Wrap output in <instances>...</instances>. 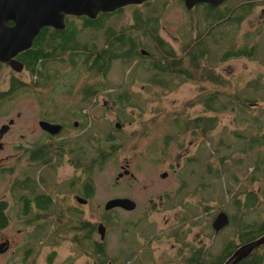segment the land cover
<instances>
[{
    "label": "rangeland",
    "instance_id": "obj_1",
    "mask_svg": "<svg viewBox=\"0 0 264 264\" xmlns=\"http://www.w3.org/2000/svg\"><path fill=\"white\" fill-rule=\"evenodd\" d=\"M242 1L244 0H239V3ZM151 3L152 6L145 7L146 10H149L152 16L158 15L157 21L160 24L161 34L176 50L181 48L183 41L188 39L189 36L195 38L198 33L208 31L209 26L201 7L188 10L184 0H153ZM256 3L257 6L254 11L250 15L244 16L240 21L239 32L236 37L239 42L252 40L253 43L258 44V49L254 60L235 58L222 64L218 63L217 70L226 79L220 89L225 92L239 90L248 96L259 94L260 91L251 83L255 79H261L264 87V0H256ZM229 7L234 9L237 6L231 4ZM135 9L137 8L124 7L122 14L113 17L114 23L121 25L123 22H132ZM78 25L81 28L80 38L82 40L85 42L95 40L98 46L105 44L103 33L105 28L101 29L99 33L92 31L90 28L82 27L80 20H78ZM209 40L211 54L217 57L223 50L228 37L226 36L224 40L212 34ZM63 57L70 60V54ZM138 62L136 57L128 61L117 56L108 72L98 74L87 70L85 60L80 59L78 62L80 74L77 79L74 78L75 76L70 78L69 75H65L66 73H73V65L59 61L50 62V68L48 69L51 74H49L50 87L55 86L59 90H71L72 93L60 92L53 95V91L51 93L48 88L41 90V88L35 87L32 80L22 86L21 89L24 91L18 95L17 99L7 105L6 115L0 117L1 124L7 122L11 117H16L18 112L22 113V117L17 120L12 131L5 138L6 147L0 153V165L5 169L17 168L21 165L24 147L29 140L36 138V135L30 132V124H34L31 122L39 115L37 106L40 102L43 103L42 105L57 103L66 107L76 105L110 107L114 103L113 98L107 94L109 90L112 89V93H116L120 86L130 83L134 91L133 99L137 105H129L123 109L127 114L123 135L126 134L128 139L138 143L141 142L142 138H150L152 142H158V144L161 143V138L169 132L173 136L178 135L179 138L172 142L164 158L174 160L175 163L177 161L181 162V159H179L180 153H185L186 150L187 155L196 157L187 167L184 164L182 169L183 181L187 186H190V195L183 200L184 205L176 199L173 201V204L180 206L178 211L161 208L159 196L164 192L174 191L182 185V181L176 178L169 169H166L169 174L165 179L160 176L164 169H160L154 175L136 171L135 178H125L117 183L116 176L121 167L115 166V163L125 158H136L140 150L121 152L117 156L109 157L104 168L95 169L94 177L97 189L93 200L95 221H98L103 214L104 206L98 207L100 202L122 195L135 196L141 202L142 209H144L143 213H146H144V216L150 215L152 221H158V231L162 230L167 224L176 225L187 222L185 230L189 235L190 243L195 246L205 245L206 254L204 257L206 261H210L214 256L220 255L227 242L234 245L240 243L241 235L238 226L240 223H261L264 221V142L255 144V147L247 145L251 135L260 128L259 125L254 123L255 117L260 118L261 129L264 131V114L259 112V109L264 107V102L259 101L258 105L249 104V108L245 107L241 111L232 109L217 113L219 117L218 125L211 133L210 138L206 135L203 138L201 135L196 137L191 135L189 131L183 136V133H177L176 128L172 130L169 122L177 118L183 123L184 118L201 114L203 107L199 104L191 105V102L204 88H211L203 87V83L183 82L182 78H178L175 80V84L165 89L154 87V90H151L148 85L144 90L142 85L145 83L144 78L147 75L141 68L136 73H132L135 70L133 66ZM11 72L13 73L11 68L0 69V85L2 87L6 88L7 85L8 88L9 78H6V76ZM23 73L26 74L27 72L23 71ZM23 73L18 74L21 79L26 78L21 76ZM55 74L56 77H54ZM60 79L67 82L66 85L60 87ZM98 79H105L107 84L99 83ZM93 84L102 86L104 92L100 93L97 99H88L84 97L81 89H85L84 86L89 89ZM206 85L211 86L209 83ZM36 90H41L43 93L39 95ZM17 92V90H14V93ZM51 94L52 96H48ZM105 100H109L108 104L104 102ZM115 106L114 111L117 112L119 106ZM100 114L106 115L104 111ZM111 119L114 123L119 121L116 119L115 114H111ZM221 138L231 148L229 150L230 154H228L223 146H220L223 154H228L223 158L218 156V151L215 150V145ZM179 145L184 147H181L178 152ZM210 163L212 164V170L216 169L218 164H221V167H219L220 173L215 174L213 172L214 175H211L212 173L209 172ZM199 180L204 184L205 189L197 184ZM224 189H230L231 194L225 192ZM3 193L4 187L0 184V196ZM249 195H254L257 199L256 204L253 206L247 205ZM151 199H153L152 204L150 203ZM150 207H155L156 210L153 208L149 212ZM220 211H226L238 228L235 225H228L216 234L212 223ZM115 212L117 216L115 215L113 218L116 222L111 223L110 231L111 229L114 230L109 236L111 250L108 253L110 258L119 252L121 244L119 239H121V234L124 232L125 221L133 219L141 223L140 219L138 220V215L134 212L124 213L121 210ZM19 228H23V225L18 223L17 218H13L9 229L13 230L15 241L20 243L15 245L16 264H21L18 259V246H21L23 242V234L18 233ZM132 236L138 242L144 240L142 237L138 238L132 232L128 238L130 239ZM133 237L131 240H135ZM0 239H2L1 236ZM97 239H99V234ZM70 242L67 240L62 241L59 254L63 261L71 253L72 243ZM164 248H167V246H164ZM194 251H198V249L195 248ZM11 252H13L12 248L8 253L0 254V264H5ZM50 252L51 250L46 248L42 251V254L48 256ZM160 253L161 250H158L155 256L158 257ZM39 264H46L43 258L40 259ZM73 264H87V259L79 257Z\"/></svg>",
    "mask_w": 264,
    "mask_h": 264
},
{
    "label": "flooded vegetation",
    "instance_id": "obj_2",
    "mask_svg": "<svg viewBox=\"0 0 264 264\" xmlns=\"http://www.w3.org/2000/svg\"><path fill=\"white\" fill-rule=\"evenodd\" d=\"M249 3V0H244L241 3L239 0H225L216 6L222 7L221 13L226 12V15L229 12L232 13L236 20L235 28L237 30L234 33L236 35L240 27V24L237 23L240 6ZM203 4L212 6L209 3H201L194 8H202ZM231 4H235L237 7L232 9L229 7ZM142 5L145 6V3L139 6ZM212 7L215 8V6ZM230 20L232 22V19ZM67 29H70V26L68 28L66 26L61 31L56 30V32L65 33ZM79 29L81 28L79 27ZM53 30L55 29L52 27L42 29L39 35L41 34L44 38L46 32V35L53 34ZM72 36L77 37V35ZM45 44H47L46 41ZM22 55H31V50L27 49L17 56V59L24 64L21 71H16L9 63L0 62V69L11 68L13 70V73L6 76L9 78L8 88L6 84V88L0 85V117L6 115L7 105L15 96L24 91L21 89L22 86L31 80L34 84H39L41 90L48 88L51 93L53 91V95L60 92L72 93L71 90H59L55 86L54 89L51 88L50 76L42 73L43 76L40 77L37 72L35 73V68L26 67L21 59ZM39 60L41 61H38L39 63L45 62V64L49 61L54 62L47 57ZM23 71L27 73L24 74ZM21 73H23L21 76L26 78L21 79L18 76ZM146 80L147 78H144L145 83L142 85L144 90L150 84ZM98 81L107 84L105 79H98ZM14 90L18 91L17 94H11L14 93ZM113 94L110 89L108 95ZM48 96H52V94ZM108 101L104 102L108 104ZM42 104L40 102L38 106L36 105L39 115L31 122L34 124H30V132L34 133L36 138L29 140L24 147L21 165L17 168L7 169L0 165V184L4 187V193L0 196V236L2 237L0 239V254L10 252L11 248L13 250L5 264H16L15 245L20 244L15 241L13 230L9 229L13 218H17L18 223L23 225V228L18 229V233L23 234L22 245L18 246V259L21 264H39L41 258L46 264H73L79 257H85L87 264H186V262L189 264L192 247L206 253L205 245L195 246L190 243L189 235L185 230L187 222L176 225L167 224L158 231V221H152L150 215L144 216L145 212L143 213L141 202L135 196L122 195L110 198H130L136 203L132 210L120 206L106 210V204L110 199L100 202L98 207L104 206L103 214L98 221H95L94 218L93 200L97 192L95 169L104 168L109 157L117 156L121 152L140 150L136 158H125L115 163V166L121 167L116 176L117 183L125 178H135L136 171L154 175L158 170L164 169L160 176L165 179L169 174L166 169H169L176 178L182 181V185L174 191H167L160 195V206L166 210L178 211L180 206L173 204V201L176 199L183 205L185 204L183 200L190 195V186H187L183 181L182 169L184 164L187 167L194 160V156L187 155L186 150L185 153H180L181 162L175 163L174 160L164 158L172 142L176 141L172 135L161 138L160 144L152 142L150 138H142L139 143L128 139L126 134L123 135L127 114L123 119L120 114V105H118L117 112L114 111L116 104L110 107L88 105L66 107L57 103ZM102 111L106 115H101ZM111 114H115L119 121L114 123ZM21 117L22 113L18 112L16 117H11L7 122L0 124V131L4 126L9 125L0 135V153L6 147V136ZM42 122L60 126V128L56 130L54 127L51 130L44 127ZM193 130L203 138L206 133V125L202 122L199 126L196 125ZM175 136L177 139L179 138L178 135ZM164 141L168 142L164 143ZM181 147L184 146L179 145L178 152ZM152 202L153 199L150 200L151 204ZM153 208L156 210L155 207ZM153 208L150 207L149 212ZM116 210H121L124 213H136L141 223L133 219L125 221L124 232L119 239L121 242L119 252L110 258L108 253L111 250L109 236L114 230L110 231V227L111 223L116 222L113 218V216H117ZM230 219L229 225H233L232 218L230 217ZM100 224L106 228L104 239L99 232ZM235 226L238 228L237 224ZM131 232L144 240L138 242L133 236L135 240H131L132 237L129 239ZM98 234L99 239H97ZM66 240L72 243L71 253L63 261L60 258L59 250L62 241ZM46 248L51 250L48 256L42 254ZM158 250H161V253L156 257Z\"/></svg>",
    "mask_w": 264,
    "mask_h": 264
},
{
    "label": "trees",
    "instance_id": "obj_3",
    "mask_svg": "<svg viewBox=\"0 0 264 264\" xmlns=\"http://www.w3.org/2000/svg\"><path fill=\"white\" fill-rule=\"evenodd\" d=\"M151 2L152 0L146 1L145 6L142 8H139V5H129V9L132 7L137 8L134 11L133 20L129 23L123 22L121 25L114 23L113 17L122 14L124 8L114 12L100 13L94 19L87 16L68 17L66 26L67 28L70 26V29H67L65 33H58L56 30H53V34L50 33L49 35H46V32L44 38L41 34L38 35L33 46L29 49L31 50V55H22L21 59L26 67L35 68V73L37 72L40 77L43 76L42 73L49 76L50 72L47 69L50 68V61L46 64L45 62L39 63L41 62L39 59L47 57L52 59L51 61L69 63L74 66L72 70L73 73H66L65 75H69L70 78L71 76H75L74 78L77 79L80 74V65L78 63L80 59L85 60L87 70L99 74L100 72H108L113 60L117 56L123 57L128 61L136 57L139 62L135 63L133 66L135 70L132 73H136L141 68V70L148 75L146 81L150 83L149 89L151 90H154V87L165 89L175 84V80L178 78H182L183 82L203 83V87L211 89L204 88L191 102V105H201L203 107V112L194 117L184 118L183 123L177 118L169 122L172 130L174 128L178 129V133H183V136L189 131L191 135L199 137L200 134L193 129L196 125L199 126L200 123L204 122L206 125L205 135L210 138L211 133L218 125L219 117L217 113L232 109L241 111L244 110L245 107L249 108V104L258 105L259 101L264 102V87L261 79L251 81L252 85L260 91L259 94H253L251 96L243 94L239 90L225 92L220 89V86L226 82V79L218 72V63L222 64L235 58L254 60L256 50L258 49V44L253 43L252 40H249V42H239L237 40L236 34H234L237 30L235 28L236 20H234L231 12L226 15V12L221 13L222 7L214 8L208 4H203L204 16L209 26L208 31L198 33L195 38L189 36L188 39L183 41L181 48L176 50L161 34L160 24L157 21L158 15L152 16V13L146 10L145 7L152 6ZM249 2V4L240 6L237 20L238 24H240L244 16L250 15L256 8V0H249ZM226 19H228V21H226ZM230 19H232V22ZM78 20H80V25L82 27L90 28L95 32L100 33V30L105 28L103 32L105 44L98 46L95 40H89V42L82 40L79 36L80 29ZM212 34L224 40L226 36L228 37L223 50L217 57L211 54L209 39ZM72 35H77V37H73ZM45 41L47 44H45ZM66 54L67 56L70 54V60L63 57ZM45 61L47 62L48 60ZM56 76L55 74L54 77ZM66 83L67 82L60 79L59 86L62 87L66 85ZM207 83L211 86H207ZM34 85L40 88L39 84ZM84 87L85 89L82 88L81 91L84 97L88 99H97L100 93L104 92L103 87L98 84H93L91 88L88 87L89 89H86L87 86ZM54 88L55 87H53V89ZM36 91L39 95L42 93L39 90ZM107 94H109V92ZM133 94L134 91L130 83H127L120 86L119 90L111 95L113 103L121 106L120 114L123 119L126 113H124L122 109H125V106L137 105L133 99ZM17 98L18 96H15L11 101ZM259 112L260 114H264V107L259 109ZM254 123L259 125L260 128L248 139L247 145L249 147H255V144L264 142V131L261 129L262 123L260 118L255 117ZM168 135L171 136V132L166 134L165 137ZM173 138L177 140V136H173ZM167 142L168 141H164V143ZM221 145L228 154H230L229 150L231 148L228 147L229 144L222 138L219 139V142L215 145V150L218 151L217 155L223 158L228 156V154H223L220 148ZM191 160L190 158V161ZM220 165L221 164H218V167L212 170V164L210 163V174L212 173L211 175H214V173H220ZM197 184L205 189L201 180H199ZM224 190L231 194L230 189ZM256 202L257 199L254 195H249L247 197V205L253 206ZM232 224L236 225L234 221H232ZM238 226L241 235L238 245L227 242L221 250L220 255L214 256L210 261L205 260L204 255L206 253L194 251L195 248L192 247L190 250L189 264H224L238 246L248 243L264 234V221L261 223H240ZM240 264H264V246L256 250L249 258L242 261Z\"/></svg>",
    "mask_w": 264,
    "mask_h": 264
},
{
    "label": "water",
    "instance_id": "obj_4",
    "mask_svg": "<svg viewBox=\"0 0 264 264\" xmlns=\"http://www.w3.org/2000/svg\"><path fill=\"white\" fill-rule=\"evenodd\" d=\"M150 0H0V62L9 63L16 71H21L24 64L17 56L30 49L40 31L52 27L57 31L65 29L69 16H87L94 19L100 13L114 12L129 5H140ZM185 6L191 10L201 3L219 6L225 0H184ZM48 129L56 130L60 126L42 122ZM50 126V127H49ZM4 126L0 135L7 129ZM136 203L130 198L110 199L106 210L123 207L128 210L135 208ZM230 215L220 211L213 220L216 233L230 224ZM102 239L106 228L99 225ZM264 246V234L237 247L224 264H240L256 250Z\"/></svg>",
    "mask_w": 264,
    "mask_h": 264
}]
</instances>
